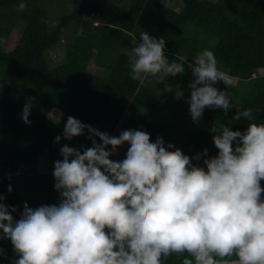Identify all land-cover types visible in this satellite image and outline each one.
Segmentation results:
<instances>
[{
  "label": "clouds",
  "instance_id": "9594fccd",
  "mask_svg": "<svg viewBox=\"0 0 264 264\" xmlns=\"http://www.w3.org/2000/svg\"><path fill=\"white\" fill-rule=\"evenodd\" d=\"M26 7L20 0L17 10ZM164 41L162 34L139 33L132 74L156 73L174 98L187 100L194 123L205 108L228 115L230 98L216 85H230L232 78L214 52L169 59ZM186 66L192 77L187 97L179 84L162 80L184 74ZM34 99L23 104L27 125ZM241 118L249 121L242 130L224 123L212 128L215 155L204 148L190 157L159 132L150 138L142 126L111 135L68 116L54 143L83 136L91 146L59 148L62 159L52 171L57 203L30 207L25 201L17 219V206L0 194V240L11 242L10 264H164L173 253H187L182 264H264V122H253L251 108L230 120ZM61 119L62 112L56 122ZM125 145L122 160L110 158ZM0 258H6L3 248Z\"/></svg>",
  "mask_w": 264,
  "mask_h": 264
},
{
  "label": "trees",
  "instance_id": "16d2710c",
  "mask_svg": "<svg viewBox=\"0 0 264 264\" xmlns=\"http://www.w3.org/2000/svg\"><path fill=\"white\" fill-rule=\"evenodd\" d=\"M57 1L26 0L25 10L18 11L20 0H0V194L5 204L17 206L14 218H19L25 201L30 207L57 203L52 171L54 161L62 159L59 148L64 143L91 146L83 136L54 143L68 116L111 135L120 125L142 126L150 138L159 132L190 157L204 148L208 155L216 154L213 127H247L244 118L230 120L233 112L251 108L253 122H264V0H178L176 9L168 0H86L59 16V8L56 15L50 13ZM111 2L120 8L109 9ZM69 24L72 40L61 45ZM141 31L162 34V51L169 59L184 55L192 61L211 49L218 67L236 81L234 86L218 82L230 98L228 115L205 108L194 123L187 100L174 98L172 90L166 92L169 104L163 106L165 94L152 84L156 73L144 78L131 72L132 48ZM56 48L64 50L60 62L50 58ZM168 76L187 97L190 69L186 66L182 75L165 74L162 80ZM29 96L35 99L27 125L21 112ZM60 112L63 119L57 123ZM39 167L43 171L38 172ZM18 169L20 176L5 177L4 171ZM9 184L18 193H8ZM261 184L264 187V181ZM0 248L6 255L0 264H10L15 256L11 242L0 240ZM184 255L173 253L164 264H182Z\"/></svg>",
  "mask_w": 264,
  "mask_h": 264
},
{
  "label": "rangeland",
  "instance_id": "374dc122",
  "mask_svg": "<svg viewBox=\"0 0 264 264\" xmlns=\"http://www.w3.org/2000/svg\"><path fill=\"white\" fill-rule=\"evenodd\" d=\"M85 2H86V0H73V1L66 0V3H64V2H61V1L59 2V0H58L55 3V6L54 7L52 6L54 9L51 8V12L50 13L53 12L56 15V13L58 11V8L60 9L58 16L61 15V14H64V13H69L72 10H75V8H77L79 5H83ZM167 5L172 7V8H174V9H176L175 8L176 6L179 7V1L178 0H168L167 1ZM119 8L120 7L116 3L111 2L109 4V9H119ZM69 10H71V11H69ZM47 14H49V13L47 12ZM47 18H49V25L53 26L52 23L50 22V16L49 15L47 16ZM88 19H91L93 22H97V23H99V21H102L99 17H94V18L91 17V18H88ZM72 29H73V26L69 24L68 27L65 29V33H64L61 45H63L65 42H68V41L72 40V37L70 36V34H72V32H73ZM78 32H79V30H78ZM63 54H64L63 48H56V49L50 51V58L53 61L60 62V60L63 58ZM95 73H97V71ZM260 73H262L261 70H260ZM163 80L164 81H169V82H171L174 85L177 84V83L172 81V77L171 76H168L167 79L164 78ZM231 80H232V82H231L230 85L234 86L236 84V81L233 80V79H231ZM155 81H156V79H154L152 81V84H154V87L157 89V91L161 92V94H165V99H164V102L162 103V105L163 106L168 105L169 104V100H168L169 94L167 95L166 92H168V90L169 91L170 90L173 91V89L172 88L165 89V88H163L161 86V81L157 80L156 83H155ZM216 86L219 88L220 84L217 83ZM184 95H185V93H184ZM121 130H124V129L120 125V127L115 131V133L113 135H118ZM126 150H127V145H125L123 147H120V148H118V154L114 155V156H112L110 158L114 159V160H122L124 158V154H125ZM21 170H23V168H21ZM35 170L36 169L33 168V172L32 173H35ZM37 171L38 172L39 171H43V168L39 167V168H37ZM20 174L21 173H18V175H15V176H20ZM19 180H21V179L17 180L18 184L20 185L21 181H19ZM14 192L18 193V190L12 189L11 193H14ZM30 197L34 198L33 195H30Z\"/></svg>",
  "mask_w": 264,
  "mask_h": 264
},
{
  "label": "built area",
  "instance_id": "2783aa9c",
  "mask_svg": "<svg viewBox=\"0 0 264 264\" xmlns=\"http://www.w3.org/2000/svg\"><path fill=\"white\" fill-rule=\"evenodd\" d=\"M18 173H21V170L18 169L16 172H9V171H4V175L6 178L10 179L11 177L15 176V175H18Z\"/></svg>",
  "mask_w": 264,
  "mask_h": 264
}]
</instances>
